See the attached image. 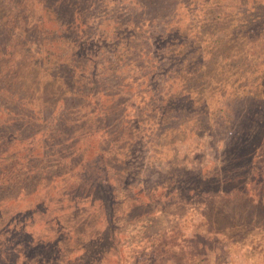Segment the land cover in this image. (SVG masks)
<instances>
[{
	"label": "trees",
	"instance_id": "trees-1",
	"mask_svg": "<svg viewBox=\"0 0 264 264\" xmlns=\"http://www.w3.org/2000/svg\"><path fill=\"white\" fill-rule=\"evenodd\" d=\"M207 115L229 124L214 121L228 145L221 175L139 182ZM0 149V264H199L184 244L195 207L234 188L259 202L264 0H0ZM76 175L71 193L50 190ZM180 200L194 208L148 234L156 207ZM129 239L138 251L126 256ZM250 243L263 258L264 239Z\"/></svg>",
	"mask_w": 264,
	"mask_h": 264
},
{
	"label": "rangeland",
	"instance_id": "rangeland-1",
	"mask_svg": "<svg viewBox=\"0 0 264 264\" xmlns=\"http://www.w3.org/2000/svg\"><path fill=\"white\" fill-rule=\"evenodd\" d=\"M36 10L37 7L33 8V11H30V15L28 16L34 17ZM206 73V68H203V74L205 75ZM207 105L210 112L214 106L212 103H208ZM200 108V116L202 117L204 110L202 106ZM206 117L211 126L203 127L202 119L200 118H198L201 124L199 128L197 126L192 127L190 123L187 135L172 140L168 149L163 148L155 153L151 161L152 163L149 165V170L143 168L142 172L139 173V182L145 183L147 186H156L169 173L173 176H180L186 173L194 174L200 178L214 173L221 175L223 166H225L228 160L227 150H224V145H226L224 139L226 136L220 133V129H217L219 128L217 127V122L219 123L217 118L213 120L208 115ZM194 119L191 121L195 122ZM226 121L223 120V124L221 122L218 125L222 124L223 127H228L229 124ZM43 125L44 123H39V130L43 128ZM82 140L77 142L78 147L84 143ZM139 149L142 150L141 148ZM1 150L0 157L2 156ZM140 150H134L130 154L131 162H134V164H136L135 160L139 162L136 165H141L142 158H145L144 153ZM252 167L253 177L251 178L255 183V188H257L258 203L244 201V198L237 195L236 188H234L233 190H229L228 194L221 193L212 201L214 202L213 207H195L192 216L193 224L184 230V244L190 253L197 254L196 260L199 264H264V257L261 259L255 258L253 247L250 243L253 242L255 244V238L258 237L264 239V152H262V149L254 157ZM130 172L128 171L126 174L127 179L135 183L134 174ZM255 174H257V177H255ZM78 178L80 177L77 175L62 177L59 181L54 182L50 190L53 192L52 189L54 188V190H60L61 194L62 192L63 194L67 192L71 193ZM194 185L196 184L194 183ZM123 187L124 189H117L116 199H119L121 192L126 189L125 186ZM67 199L68 197H65L60 199V201L64 205H67ZM256 199L257 197L254 200L256 201ZM193 208L192 204L184 200L168 204L165 207H156L157 211L149 223L148 234H156L176 224L181 218L188 215V211H191ZM27 216H29L27 220L36 222L29 230L39 231L41 227L39 216L33 212ZM40 217L46 219L45 216ZM52 217L55 216H50L49 219L51 220ZM57 217L62 221V217ZM51 222L52 224L54 222L57 224L58 220L54 219ZM53 230L48 237H53L54 239L55 237L57 238V229ZM135 240H140L141 243L144 241L143 237L135 238ZM131 243L130 239L125 243V246L129 248L124 250L126 256H129L131 252L136 253L138 251L133 249ZM198 243H200V247H198Z\"/></svg>",
	"mask_w": 264,
	"mask_h": 264
}]
</instances>
